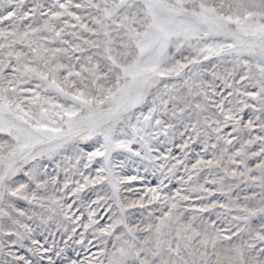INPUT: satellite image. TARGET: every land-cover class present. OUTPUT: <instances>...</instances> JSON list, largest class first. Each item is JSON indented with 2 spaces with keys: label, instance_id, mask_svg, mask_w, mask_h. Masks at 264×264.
Wrapping results in <instances>:
<instances>
[{
  "label": "snow or ice",
  "instance_id": "1",
  "mask_svg": "<svg viewBox=\"0 0 264 264\" xmlns=\"http://www.w3.org/2000/svg\"><path fill=\"white\" fill-rule=\"evenodd\" d=\"M0 264H264V0H0Z\"/></svg>",
  "mask_w": 264,
  "mask_h": 264
}]
</instances>
